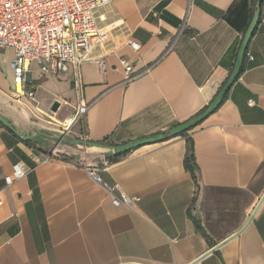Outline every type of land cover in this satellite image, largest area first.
Listing matches in <instances>:
<instances>
[{"label":"crops","instance_id":"0c3cea01","mask_svg":"<svg viewBox=\"0 0 264 264\" xmlns=\"http://www.w3.org/2000/svg\"><path fill=\"white\" fill-rule=\"evenodd\" d=\"M256 2L114 0L104 9L107 39L79 69L80 89L76 70L41 75L34 66V96L23 94L15 52L0 48V111L26 135L45 128L107 146L167 132L215 98ZM244 64L186 135L117 159L109 148L23 140L0 123V264H264V0ZM81 100L87 110L67 131ZM15 164L26 174L7 185ZM104 182L127 199L115 204Z\"/></svg>","mask_w":264,"mask_h":264},{"label":"built area","instance_id":"2783aa9c","mask_svg":"<svg viewBox=\"0 0 264 264\" xmlns=\"http://www.w3.org/2000/svg\"><path fill=\"white\" fill-rule=\"evenodd\" d=\"M113 1L0 0V48L14 50L11 68L23 94L34 96V78L31 76L34 66L41 75L65 73L74 69L76 85L81 88L79 69L84 62L93 59L94 48L107 39L109 27L104 25V9ZM129 43L134 50H139V42L130 40ZM121 63L128 78H134L136 73H133V65L126 59H121ZM99 65L104 68L105 62L99 60ZM86 110L87 104L81 100L77 113L71 116L73 123ZM64 128L67 131L70 129L67 125ZM35 160L49 162L51 156H36ZM88 171L94 180L102 182L97 168H88ZM25 174L22 166L15 164L12 174L5 177L6 184H12ZM103 185L112 194L115 204L127 199L125 195L119 199L112 193L114 187L105 182Z\"/></svg>","mask_w":264,"mask_h":264},{"label":"water","instance_id":"95a60500","mask_svg":"<svg viewBox=\"0 0 264 264\" xmlns=\"http://www.w3.org/2000/svg\"><path fill=\"white\" fill-rule=\"evenodd\" d=\"M262 3L263 0H257L256 2V8L253 14V18L251 20V23L243 37V40L240 44L238 54L236 57V61L234 63L233 69L231 70L229 77L215 96V98L212 100V102L206 107L204 111H202L200 114L196 115L195 117L191 118L188 121H185L179 125H176L172 128H170L167 132L159 133L157 135L147 137V138H141L136 139L133 141H130L128 143L122 144V145H116V146H107L101 143L93 142V141H85L78 138L70 137L68 136L66 132L59 133L52 130H47L45 128L39 129L37 132L26 135L25 133L18 130L0 111V123L3 124L5 127L10 129L13 133H15L17 136L22 138L23 140H28L34 137H37L39 135L46 136L50 139L56 140L58 143L64 142L67 144H84L87 146H98L103 148H109L114 155L123 154L139 145L146 144V143H152L157 142L161 140H165L174 136H177L187 130H190L191 128L195 127L200 121H202L207 115L212 113L214 110H216L222 101L225 98V95L227 94L228 90L232 86V84L236 81V79L239 77L241 73V68L244 63V59L246 56V51L248 48V44L250 39L252 38L254 31L256 27L258 26L261 18V12H262ZM237 234H234L231 237L236 236ZM230 239V238H229ZM130 264H137V263H130Z\"/></svg>","mask_w":264,"mask_h":264},{"label":"trees","instance_id":"16d2710c","mask_svg":"<svg viewBox=\"0 0 264 264\" xmlns=\"http://www.w3.org/2000/svg\"><path fill=\"white\" fill-rule=\"evenodd\" d=\"M239 49V45L234 49V53H235V56L237 55V51ZM243 70H245V64L243 63L242 65V68H241V72H243ZM3 125V124H2ZM4 126V125H3ZM5 127V126H4ZM194 128V127H193ZM191 128V129H193ZM190 129V130H191ZM189 130L179 134V135H186L188 133ZM178 136V135H177ZM120 156H115L114 159H117L119 158ZM185 165H186V168L188 170H190L192 173L194 172V154L193 152L191 151V148L189 147L188 148V152H187V155H186V158H185Z\"/></svg>","mask_w":264,"mask_h":264},{"label":"bare ground","instance_id":"6f19581e","mask_svg":"<svg viewBox=\"0 0 264 264\" xmlns=\"http://www.w3.org/2000/svg\"><path fill=\"white\" fill-rule=\"evenodd\" d=\"M18 85H19V87H20V84L19 83H17ZM68 122H70V124H67ZM74 123H73V121H72V117H68L67 119H66V122H65V125H67V127H71V125H73Z\"/></svg>","mask_w":264,"mask_h":264},{"label":"rangeland","instance_id":"374dc122","mask_svg":"<svg viewBox=\"0 0 264 264\" xmlns=\"http://www.w3.org/2000/svg\"><path fill=\"white\" fill-rule=\"evenodd\" d=\"M74 115V114H73ZM77 122V121H76Z\"/></svg>","mask_w":264,"mask_h":264}]
</instances>
